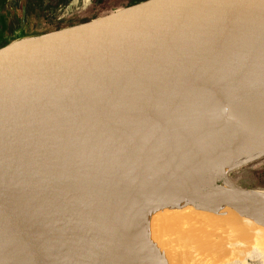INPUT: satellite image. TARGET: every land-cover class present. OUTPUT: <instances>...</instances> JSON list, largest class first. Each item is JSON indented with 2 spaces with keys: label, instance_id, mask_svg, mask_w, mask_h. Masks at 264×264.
I'll list each match as a JSON object with an SVG mask.
<instances>
[{
  "label": "water",
  "instance_id": "water-1",
  "mask_svg": "<svg viewBox=\"0 0 264 264\" xmlns=\"http://www.w3.org/2000/svg\"><path fill=\"white\" fill-rule=\"evenodd\" d=\"M22 13L0 25V264H159L142 207L172 186L227 180L264 215V0H135L31 34Z\"/></svg>",
  "mask_w": 264,
  "mask_h": 264
},
{
  "label": "rangeland",
  "instance_id": "rangeland-1",
  "mask_svg": "<svg viewBox=\"0 0 264 264\" xmlns=\"http://www.w3.org/2000/svg\"><path fill=\"white\" fill-rule=\"evenodd\" d=\"M132 1H135V0H105V2L87 0V1H85L86 3H84L83 6L82 5L77 6L78 10L73 12L72 14H70L71 16L68 19L61 21L59 24H53V25L49 24L46 20L42 19L41 17L34 16V17H31V19L29 20V23L27 25L28 26L27 27L28 28L27 34L47 31L50 28H56V27H60V26H65L67 24L76 23V22H79V21L85 19L87 17L86 14H88L90 12H94L95 14L100 13L101 11H104L107 8H108V10L113 9V8H118V7L126 5L127 3H131ZM75 9H76V7L73 6V10H75ZM8 10H9V14H7V15H10L11 13L14 14V10H11V9H8ZM2 24H3V22H2ZM3 25L5 26V24H3ZM18 27H19V24L16 25V27L14 28V30L12 32L9 30V32H6L4 34L8 40L12 37V35L15 33V31L18 29ZM0 34H1V32H0ZM216 106L217 105L212 107L210 115L213 116V122H220L221 120H223V118H225V115L222 113L223 111L218 106L217 107ZM204 152L208 154L207 150H204ZM229 162L231 163L232 161H229ZM230 163L226 162V165H228ZM217 167H219V166H217ZM210 170H211V172L213 171V173L211 174L212 177H213V175L215 177L219 172V171L214 170L213 167L210 168ZM214 171H215V174H214ZM224 175H225V173H224ZM224 175L219 176L218 179H222L224 177ZM260 179H262V178H260ZM223 182H227V180L223 181ZM224 184H226V183H224ZM226 185L229 186V184H226ZM250 186H252V185L250 184ZM160 195H161V202H160L161 212H160V214L159 215L155 214V212H153V210L151 211V209H150L152 207H150V208H148L149 212H146L145 215H147L148 216L147 218L149 219L148 220L146 218L147 224L150 223L148 225V232L150 234H152L153 236L163 235V239L158 240V242H157V239L154 238L153 239V245H154L155 257L159 258L160 261H164V264H180V263L187 264L188 262H189L188 264H190V262H191L190 260H194V259H195L194 260L195 264H204L203 259L208 258V257L210 258L213 255H214V257L217 256L220 260H222V262L228 263L229 261L236 260L237 258L235 259V257H239L238 256L239 253L233 254V252L237 253V251H236L237 248L239 246H241L239 244H242V246H241L243 248L242 251H244L245 253L240 252L239 250L238 251L244 256V255L250 254L251 249L253 250L256 247V244H259L258 242H260V241H261L260 243L264 242L263 237L262 236L260 237V235L264 234V231H263L264 229L262 228L263 230H261V225L263 226V224H261V225H260V223L257 224V226L254 227L255 228V230H254V228L252 226L250 227V225H248V223L242 221L241 225L247 226V229H246L247 231H246L244 229V228H246V226H244V228H243L239 224L241 221L239 219L240 214H238L237 209L235 207H232L226 203H224L222 205L218 204V207H217V204L207 203V200H205V195L202 196L204 199H202V201L200 203V199H198L192 195L190 196L188 193H183L179 189V187H173V186H172V188H170V187H169V189L167 188V190L164 193L161 192ZM164 203H166L167 205ZM183 203H185L187 209L185 208V205ZM207 205H209V207ZM210 205H215L217 209L215 208V206L210 207ZM164 206H166V207H164ZM174 206H175V209L173 208ZM190 208H191L192 212H191ZM177 209H178V211H176ZM238 209H239L240 213L244 214V212H245L244 209H242V208H238ZM193 212H195L196 215H193ZM191 217H194V218H192L193 221H192ZM187 219H191L192 222L189 221V223H187L186 222ZM198 223H200V224H198ZM233 223H234V225H233ZM243 223H245V224H243ZM184 224L185 225L187 224L188 226L192 225L191 227H194L193 232L191 234H190L191 228H188L186 226L185 228H187L188 231H187V229L186 230L183 229L182 225H184ZM202 224H203V226H202ZM237 224H239L241 227L237 228L236 227ZM226 225H228V226H226ZM198 227H200V228H198ZM205 227H207L209 229H207ZM223 227H225V230L223 229ZM234 228H237L238 230L237 229L234 230ZM250 228H253V229L248 230ZM206 230H208V232ZM209 231H210V233H209ZM222 231H224V232H222ZM260 232L261 233L263 232V233L261 234ZM207 233L210 235H207ZM252 233L255 234L256 237L253 236ZM206 235H207V237H206ZM249 235H251V236H249ZM219 236H221V238ZM238 236L241 238H239ZM242 236L244 238H242ZM250 237H252V239ZM257 237H258V239H257ZM217 238L218 239L220 238L219 241ZM260 238H262V239H260ZM237 239H241V241L237 240ZM244 239L246 240V243L249 244L250 247L247 244H246L247 247H245L244 242H243L244 243V245H243L242 241ZM254 239H255V241H254ZM228 240L231 242H229ZM216 241H218L217 242L218 247L215 246V245H217ZM227 241H228V243H227ZM232 242H234V243L232 244ZM235 242H236V245L239 243L237 245L238 247H235ZM220 243H223V244H220ZM230 243L235 248V251L232 249V247H231L232 245ZM207 244H210V245H207ZM219 244L221 245V248H223L222 246L229 244L228 248H231L233 250L232 254H230L231 249H229L230 255H228L226 253V252H228V249H226L227 248V246H226V248H225L226 250L223 248L225 250V252H223V255L227 254V256L222 255V257L221 256L219 257L218 252L222 251ZM212 245H214V247H216V248H214V247L212 248L211 247ZM202 246L203 247L205 246V248H203ZM241 247H239V248H241ZM248 247H249V249L250 248L251 249L249 250ZM217 248H219V249H217ZM199 249H202V250H199ZM213 249H214V251H213ZM198 250H199V253H198ZM217 250H219V251H217ZM190 251H192V252H190ZM202 251H204V252H202ZM215 251H217V252H215ZM157 252H159V253H157ZM213 252H215L216 254ZM156 253L160 257H158ZM194 254H195V256H193ZM200 254H201V256H200ZM205 255H206V257H205ZM219 255H221V253ZM191 256H192V258H191ZM185 257H186V259H185ZM187 257H189L191 259H189ZM179 258H181V259H179ZM178 260H181V262ZM173 261H174V263H173ZM176 261H178V263ZM194 262L192 261L191 263L194 264ZM222 264H224V263H222Z\"/></svg>",
  "mask_w": 264,
  "mask_h": 264
},
{
  "label": "bare ground",
  "instance_id": "bare-ground-1",
  "mask_svg": "<svg viewBox=\"0 0 264 264\" xmlns=\"http://www.w3.org/2000/svg\"><path fill=\"white\" fill-rule=\"evenodd\" d=\"M216 105L223 111L222 113L225 115V118H223V120H221L220 122H218L217 124H218V126L220 127V128H222L224 131H229V121H228V117H227V110H226V106H224L222 103H216ZM216 106V107H217ZM223 115V116H224ZM217 126V127H218ZM208 151V150H207ZM210 151H208V153H209ZM230 160H226V161H224L223 163H221V164H219V165H210L209 166V171L211 172V170H210V168H212L213 167V169L214 170H216V171H219L218 172V174L215 176V178H217L218 179V177L219 176H222V175H224V173H226V171H227V169H228V167H229V165L231 164L230 162H229ZM226 162H228V163H230V164H228V165H226ZM225 164V165H224ZM217 166H219V167H217ZM217 167V168H216ZM203 168V167H202ZM216 168V169H215ZM214 174H215V171H214ZM213 177H214V175H213ZM224 183H226V184H229L228 182H222V185H221V188H220V192L219 193H215L216 195H214V196H209V195H205V200H207V203H210L211 204V202L214 200V201H216L217 202V207H218V204L220 205H222V204H224V203H226V198H229V197H231V196H234L235 194H236V192H235V190L230 186V184H229V186L228 185H226V184H224ZM191 186H193V185H191ZM170 188H172V187H170ZM169 189V188H168ZM161 193V192H160ZM248 194L250 195V197H259V196H264V193L263 192H260V191H250V192H248ZM200 200L201 199H204L203 197H201V198H199ZM176 201V200H175ZM180 201V200H179ZM164 204H166V203H164ZM184 205H185V203H183ZM167 205V204H166ZM230 205V204H229ZM155 206V207H154ZM163 206V205H162ZM208 207H209V205H207ZM211 206H215V205H210V207ZM230 206H232V207H235L236 209H237V212H238V214H240V216H239V219L241 220L240 221V225H241V223H242V221H244V222H246V223H248V225H250V227L252 226L253 228L254 227H256L257 226V224H259L260 223V225L261 224H263V226H264V215H261V216H258V215H251V214H248L247 212H244V214L243 213H240V211H239V209L238 208H241L239 205H236V204H232V205H230ZM150 207H152V208H150ZM164 207H166V206H164ZM168 207V206H167ZM177 207V206H176ZM182 207V206H181ZM143 208V211L146 213V212H149L148 211V208H150L151 209V211L153 210V212H155V214H160V212H161V205H160V203L159 204H154V203H150V204H148V203H145V205L142 207ZM170 208V207H169ZM174 209H175V206L173 207ZM185 208L187 209V207H186V205H185ZM215 208H216V206H215ZM172 209V208H171ZM217 209V208H216ZM169 210V209H168ZM173 210V209H172ZM190 210H191V208H190ZM189 210V211H190ZM215 210V209H214ZM150 211V212H151ZM176 211H178V209L176 210ZM175 211V212H176ZM206 211V210H205ZM191 212H192V210H191ZM197 212V211H196ZM186 215V214H185ZM193 215H196V213L195 212H193ZM174 216V215H173ZM187 216V215H186ZM189 218V217H188ZM192 218H194V217H191V219ZM148 219V218H147ZM191 219H187V223H189V221H191ZM149 220V219H148ZM155 221V220H154ZM192 221H193V219H192ZM191 221V222H192ZM235 221V220H234ZM185 223V222H184ZM150 224V223H149ZM148 224V225H149ZM194 224V223H193ZM198 224H200V223H198ZM230 224V223H229ZM239 224H237L236 225V227L237 228H239V227H243L244 228V226H246V225H239ZM243 224H245V223H243ZM233 225H234V223H233ZM188 227V228H191L190 229V234L193 232V229H194V227H191L192 225H190V226H188L187 224L185 225H182V227H183V229H187V228H185V227ZM199 226V225H198ZM202 226H203V224H202ZM262 225H261V230H263L264 229V227H263ZM196 227V226H195ZM209 227V226H208ZM197 228V227H196ZM195 228V229H196ZM198 228H200V227H198ZM205 228H207V227H205ZM237 228H234V230H236ZM253 228H250V229H248V230H251V229H253ZM263 228V229H262ZM207 229H209V228H207ZM223 229L225 230V227H223ZM232 229V228H231ZM245 230L247 229V226H246V228H244ZM233 230V231H234ZM238 230V229H237ZM254 230H255V228H254ZM260 230V231H261ZM187 231H188V229H187ZM186 231V232H187ZM207 232H208V230H206ZM232 231V232H233ZM247 231V230H246ZM253 231V230H252ZM264 231V230H263ZM222 232H224V231H222ZM254 232V231H253ZM256 232V231H255ZM209 233H210V231H209ZM261 233V232H260ZM263 233V232H262ZM261 233V234H262ZM241 234V233H240ZM239 234V235H240ZM253 234V233H252ZM257 234V233H256ZM155 235V234H154ZM187 235V234H186ZM207 235H210V234H208L207 233ZM207 235H206V237H207ZM259 235V234H258ZM169 236V235H168ZM249 236H251V235H249ZM253 236H255V234H253ZM263 237V241H264V234L263 235H260V237ZM220 238H221V236H219ZM239 237V236H238ZM256 237V236H255ZM209 238V237H208ZM219 238V239H220ZM236 238V237H235ZM239 238H241V237H239ZM242 238H244L243 236H242ZM251 239H252V237H250ZM218 239V238H217ZM219 239H218V241H219ZM233 239V238H232ZM248 239V238H247ZM257 239H258V237H257ZM260 239H262V238H260ZM259 239V240H260ZM235 240V239H234ZM237 240H240L241 241V239H237ZM245 240V239H244ZM242 241V243L244 242L245 243V247H247L246 246V240L245 241ZM218 241H216V243L218 242ZM229 241V240H228ZM228 241H227V243H228ZM249 241V240H248ZM254 241H255V239H254ZM257 241V240H256ZM213 242V241H212ZM229 242H231V241H229ZM258 242V241H257ZM261 242V241H260ZM260 242H258L259 244H256V247L252 250L251 248V253L250 254H247V255H242L240 252H243V253H245L244 251H242V244H239V245H241V246H239V247H241V248H239L237 245H236V242H235V247H238L237 248V253H234L233 252V250L235 251V248L233 247V243L234 242H232V249L231 248H228V246H229V244H226L225 246H222L224 249L226 248V246H227V248L226 249H228V252H226L228 255H230V254H232V252H233V254H238L239 253V257H235V259L236 260H233V261H229L228 263H226V262H222V260H220L217 256H215L214 257V255L213 256H211L210 258L208 257V258H205L206 257V255H205V259H203V261H204V264H222V263H226V264H249L250 262H252V261H257V262H260L261 264H264V242H262V243H260ZM241 243V242H240ZM244 243H243V245H244ZM220 244H223V243H220ZM219 244V245H220ZM255 244V243H254ZM159 245V244H158ZM207 245H210V244H207ZM248 246H249V244H247ZM187 246V245H186ZM216 247H218V243H217V245H215ZM203 247V246H202ZM212 248L214 247V245H212L211 246ZM216 247H214V248H216ZM250 247V246H249ZM249 247H248V249H249ZM198 248V247H197ZM200 248V247H199ZM203 248H205V246L203 247ZM220 248H221V245H220ZM223 248H221L222 249V251H220V252H218L219 254L221 253V255H219L218 253V256L220 257H222V255H223V252H225V250L223 249ZM210 249V248H209ZM217 249H219V248H217ZM229 249H231L230 251H231V253H230V251H229ZM249 249V250H250ZM193 250V249H192ZM199 250H202V249H199ZM199 250H198V253H199ZM216 250V249H215ZM240 252H239V251ZM177 251V250H176ZM213 251H214V249H213ZM217 251H219V250H217ZM217 251H215V252H217ZM190 252H192V251H190ZM202 252H204V251H202ZM208 252V251H207ZM212 252V251H211ZM215 252H213V253H215ZM249 252V251H248ZM154 253V252H153ZM157 253H159V252H157ZM156 253V254H157ZM176 253V252H175ZM201 253V252H200ZM230 253V254H229ZM216 254V253H215ZM227 254L225 255V256H227ZM160 255V254H159ZM190 255V254H189ZM198 255V254H197ZM223 255V256H224ZM242 255V256H241ZM157 256H158V254H157ZM193 256H195V254L193 255ZM200 256H201V254H200ZM235 256V255H234ZM158 257H160V256H158ZM229 257V256H228ZM171 258V257H170ZM187 258H189V257H187ZM191 258H192V256H191ZM191 258H189V259H191ZM200 258V257H199ZM217 258V259H216ZM224 258V257H223ZM226 258V257H225ZM161 259V258H160ZM179 259H181V258H179ZM185 259H186V257H185ZM230 259V258H229ZM195 260V259H194ZM194 260H190L191 262L193 261L194 262ZM198 260V259H197ZM178 261H180L181 262V260H178ZM178 261H176L177 263H178ZM159 262V261H158ZM190 262V264H192ZM197 262V261H196ZM200 262V261H199ZM173 263H174V261H173ZM189 263V262H188ZM187 263V264H188ZM198 263V262H197ZM156 264H157V262H156ZM159 264H164V261H160L159 262ZM180 264H182V263H180ZM194 264H195V262H194Z\"/></svg>",
  "mask_w": 264,
  "mask_h": 264
},
{
  "label": "flooded vegetation",
  "instance_id": "flooded-vegetation-1",
  "mask_svg": "<svg viewBox=\"0 0 264 264\" xmlns=\"http://www.w3.org/2000/svg\"><path fill=\"white\" fill-rule=\"evenodd\" d=\"M87 0H0V25L7 16V9L15 10V14L9 20V30L12 32L23 17L25 12L26 22L29 23L31 17L37 16L46 20L49 24H59L68 19L73 12L77 11V6L84 5ZM105 2V0H94ZM73 6L76 7L73 10ZM24 8V9H23ZM19 12V13H18Z\"/></svg>",
  "mask_w": 264,
  "mask_h": 264
}]
</instances>
